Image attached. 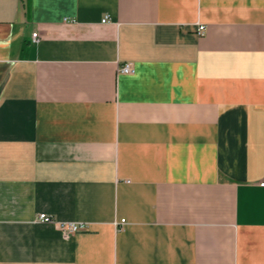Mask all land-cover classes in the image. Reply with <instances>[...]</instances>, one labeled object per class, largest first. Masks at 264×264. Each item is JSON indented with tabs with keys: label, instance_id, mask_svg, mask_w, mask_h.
<instances>
[{
	"label": "crops",
	"instance_id": "obj_1",
	"mask_svg": "<svg viewBox=\"0 0 264 264\" xmlns=\"http://www.w3.org/2000/svg\"><path fill=\"white\" fill-rule=\"evenodd\" d=\"M262 179L264 0H0V264H264Z\"/></svg>",
	"mask_w": 264,
	"mask_h": 264
},
{
	"label": "built area",
	"instance_id": "obj_2",
	"mask_svg": "<svg viewBox=\"0 0 264 264\" xmlns=\"http://www.w3.org/2000/svg\"><path fill=\"white\" fill-rule=\"evenodd\" d=\"M109 19V16L106 15L102 21H107ZM206 31V26L204 24H200L197 28V34L198 35H204ZM33 37L35 40H37V36H38V32H33ZM135 70V66L134 63L132 61H127L125 62L121 67H120V71L124 72V73H132ZM260 185L264 186V179H262L260 181ZM39 218L42 221L45 222H54L55 219L49 215L46 212H42L39 215ZM122 221H124V219H122ZM57 225L59 227V229L62 231V233L66 236L74 234L84 228H86V225L84 223L81 222H74V221H61V222H57Z\"/></svg>",
	"mask_w": 264,
	"mask_h": 264
}]
</instances>
